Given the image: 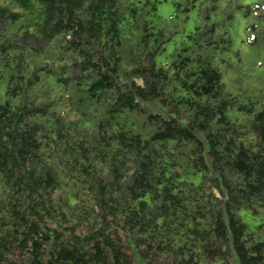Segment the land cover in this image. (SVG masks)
Instances as JSON below:
<instances>
[{"label": "trees", "instance_id": "1", "mask_svg": "<svg viewBox=\"0 0 264 264\" xmlns=\"http://www.w3.org/2000/svg\"><path fill=\"white\" fill-rule=\"evenodd\" d=\"M165 1L0 0V264H264V0Z\"/></svg>", "mask_w": 264, "mask_h": 264}, {"label": "rangeland", "instance_id": "2", "mask_svg": "<svg viewBox=\"0 0 264 264\" xmlns=\"http://www.w3.org/2000/svg\"><path fill=\"white\" fill-rule=\"evenodd\" d=\"M174 0H166L159 6V14L167 20H170V18L175 14V7L173 5ZM194 29V21L190 20L187 24V30H192ZM182 30L184 31V25L182 26ZM182 35H178L175 39V41L169 43L167 45V54H169L175 47V42H179L181 39ZM250 54L249 50H245L244 55ZM257 58L258 61L261 62L262 64L264 63V53H257ZM165 55H161L157 58L158 63H165ZM242 215L245 217L247 221H251L250 217L245 213L244 211L242 212ZM253 222V221H252Z\"/></svg>", "mask_w": 264, "mask_h": 264}]
</instances>
